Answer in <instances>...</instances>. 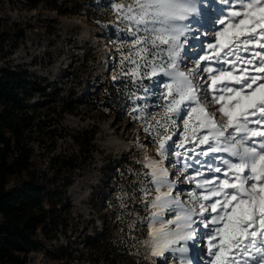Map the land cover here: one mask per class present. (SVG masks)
Listing matches in <instances>:
<instances>
[{
	"label": "snow or ice",
	"instance_id": "obj_1",
	"mask_svg": "<svg viewBox=\"0 0 264 264\" xmlns=\"http://www.w3.org/2000/svg\"><path fill=\"white\" fill-rule=\"evenodd\" d=\"M222 3L231 10L227 16L217 15L212 21L220 25L213 33L215 42L207 43L206 54H197L199 62L188 72L181 70V61L189 58L188 48L203 49V41L196 42L201 32L207 31L200 17L209 8L223 12L214 7V0H117L111 5L118 23L132 37L129 51L122 53L121 63L127 60L133 65L125 74L141 82L157 75L168 78L159 97L166 101L161 105L166 116L156 121V127L144 128L149 135L155 131L159 137L154 139L161 158L159 161L148 158L144 167L151 169L156 192L161 187L168 189L156 196L152 206L165 207L171 203L181 207L179 197L171 195L175 185L161 165L169 154H174L178 161L186 156L175 150L185 141L194 144L189 149L192 152L195 146L207 145V150L196 153L197 156L223 152L231 158H221L220 165L207 169L209 173L222 172V179L206 177L197 182L187 177L189 183H196V188L203 190L199 197L190 193L193 203L199 205V212L195 208L182 209V216L177 215L175 221H161V228L153 232L152 255L179 253L180 264H199L197 254L209 257L208 264H264V0H222ZM133 53L136 59L132 58ZM241 64L251 65L256 74L245 75L249 69L240 67ZM224 65L229 67L225 69ZM144 91L149 92L150 86ZM206 104L219 107L209 109ZM216 112L227 118L226 124L220 122ZM177 120L184 125L180 144L175 141L166 144L175 132L165 137L158 129L167 133L169 125H175ZM187 167L184 166L185 171ZM197 175H203L199 169ZM197 216L199 220L194 218ZM168 224H175V229L165 231ZM252 250L255 255L249 259Z\"/></svg>",
	"mask_w": 264,
	"mask_h": 264
},
{
	"label": "rangeland",
	"instance_id": "obj_2",
	"mask_svg": "<svg viewBox=\"0 0 264 264\" xmlns=\"http://www.w3.org/2000/svg\"><path fill=\"white\" fill-rule=\"evenodd\" d=\"M107 6V1H97V22H95L83 15L60 16L54 11L48 10L43 2H40L35 8H30L27 0H0V27L16 23L15 30L18 32H13V35L21 32L18 47L11 51L9 57L11 64L21 65L33 76L41 79L51 94L48 101H52L54 98V103L60 99L74 102L75 115L64 116L62 122L64 127L71 130L96 128L93 141L96 151L93 154V159L87 170L74 180L70 186L72 190H67V199L74 217V228L67 235L73 240V247H77L78 250L74 260L69 264H93L86 257V250L82 248V242L86 237L85 233L92 234L93 227L99 228V219L103 216H108L107 223H111L113 220L109 206L114 201L109 195V186L113 184V177L105 171V167L109 168L111 165L109 158L129 156L143 167L145 163L149 162L148 158L157 161L161 159L156 143V139L159 137H156L155 131L149 135L144 131V128L148 125L156 127V121L166 116L161 107L166 101L159 97L165 91L163 82L168 81V78L157 75L152 80L144 79L141 82L137 77L125 74L133 65H130L127 60H124L123 64L121 63L122 53L129 51L132 37L124 29V26L118 23L116 11L110 12L107 20L101 18ZM205 7L208 6L205 5ZM214 7L223 9V12H213L209 8L207 14L200 17L203 25L209 24L207 31H202L200 40L196 42L199 44L200 41H203V49L200 47L187 49L189 58L181 61L182 71L188 72L196 67V63L199 62L196 60L197 54L202 56L207 53V43L215 42L216 37L213 33L220 28L218 21L215 24L212 21L217 15L222 18L227 16L231 10L222 3V0H214ZM242 55L248 56L247 53ZM132 58H137L134 53ZM186 63L191 66H186ZM212 66L216 67V65ZM228 67V65H224L225 69ZM240 67H248L249 71L245 75L256 74L251 71V65L241 64ZM235 74H238V71ZM201 75L206 76L207 74L202 73ZM208 83L210 84L211 81ZM147 86H150V91L146 93L144 88ZM101 90L106 95H110L107 96L110 97L107 100L108 103L103 98H92V96L98 95ZM137 97H142V99ZM44 101L47 100L36 97L34 103ZM103 103H106V106L102 107ZM204 106L209 109L219 107L214 104ZM215 115L221 123H227L226 117H222L218 112ZM183 128V123L177 120L175 125H169L167 133H164L163 129L158 130L165 137L175 132L172 140L166 141V144H172L173 141L180 144ZM193 147L194 144L185 141L182 147L175 150L185 153L186 156H181L178 161L174 154H169L161 165L167 169L168 179L176 184H174L175 192L171 194L172 197L178 196L181 201V207L173 204L177 209V213L173 217L168 215L165 217L162 207L154 208L152 206L156 196L160 194L155 191L156 186L152 182L151 169L144 167L153 190L141 238V249L147 264H180L179 253L166 251L163 256L157 255L161 259L159 261L156 256L152 255L153 232L158 229L157 226L161 225V221H175L177 215L182 216V209L195 208L199 212V205L193 203L190 193L195 192L199 197L204 194L203 190L197 189L196 183H189L187 177L191 176L197 182L206 177L222 179V172L209 173L207 169L213 165H220L221 158L231 159L227 153L223 152L209 153L206 157L197 156L196 153L207 150V145L195 146L194 152L189 151ZM185 165L188 166L186 171L184 170ZM221 167L223 170V166ZM197 169L203 174L202 176L197 175ZM161 189L165 191L167 187H161ZM133 200L139 206L142 203L139 196H134ZM203 202L211 203V201ZM128 214L124 215L123 219L129 221V224L131 223L134 227L133 217H137L138 206H134ZM205 215L208 213L206 212ZM194 218L200 219L199 216ZM167 226L169 228L166 227L165 231L175 229V224ZM203 231L208 230L203 229ZM60 241L66 243L67 240L65 237H61ZM206 243L205 241V253L207 252ZM81 252L84 256L80 255ZM192 255L193 253H189V256ZM251 255H255L254 250L250 252L249 259ZM209 259L206 255H196L199 264H208ZM117 262L125 264V259L118 258ZM28 264L59 263L47 260L44 253L39 252L30 256ZM100 264H106V262Z\"/></svg>",
	"mask_w": 264,
	"mask_h": 264
},
{
	"label": "trees",
	"instance_id": "obj_3",
	"mask_svg": "<svg viewBox=\"0 0 264 264\" xmlns=\"http://www.w3.org/2000/svg\"><path fill=\"white\" fill-rule=\"evenodd\" d=\"M97 1L27 0L30 8L43 2L60 16L83 15L95 22ZM104 1L108 6L101 18L107 20L116 0ZM16 27V23L0 27V264H28L30 256L39 252L49 261L69 264L78 250L67 235L74 228L67 190L93 159L96 128L64 127V116L75 115L74 102L48 101L51 94L41 79L11 64V51L21 38V32L13 35ZM107 96L101 90L92 98L108 103ZM36 97L47 101L34 103ZM109 160L105 171L113 177L109 186L113 220L99 219L100 227L85 233L82 248L93 264H118V258L125 259V264H147L141 249L153 195L147 170L129 156ZM134 196L141 197L140 206ZM134 206L138 214L133 227L123 217Z\"/></svg>",
	"mask_w": 264,
	"mask_h": 264
},
{
	"label": "bare ground",
	"instance_id": "obj_4",
	"mask_svg": "<svg viewBox=\"0 0 264 264\" xmlns=\"http://www.w3.org/2000/svg\"><path fill=\"white\" fill-rule=\"evenodd\" d=\"M208 25H209V24H206V23H205V24L203 25V28H204V29H207V26H208ZM185 65L187 66L188 64L186 63ZM188 66H191V65L189 64ZM145 164H146V163H145ZM174 184H175V183H174ZM175 185H176V184H175ZM177 188H178V187H177ZM68 190H72V189L70 188V189H68ZM167 191H168V189H166L165 191H163V189H160L159 194L162 195L163 193H166ZM174 192H175V190L173 189V191H172L171 194H173ZM162 213L165 214V217H166L167 215L173 217V215H176V213H177V209L174 208L173 204L169 203L167 206L162 207ZM151 215H152V214H151ZM150 217H151V216H150ZM161 226H162V225H159V226H157V228L160 229ZM167 228H169V226H167ZM156 259H158V261L161 260V259L159 258V256H156ZM203 260H205V259H203Z\"/></svg>",
	"mask_w": 264,
	"mask_h": 264
}]
</instances>
